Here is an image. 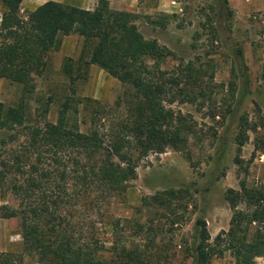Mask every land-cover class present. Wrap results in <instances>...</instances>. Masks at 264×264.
<instances>
[{
    "label": "trees",
    "instance_id": "trees-1",
    "mask_svg": "<svg viewBox=\"0 0 264 264\" xmlns=\"http://www.w3.org/2000/svg\"><path fill=\"white\" fill-rule=\"evenodd\" d=\"M22 3L0 0V78L31 93L32 76L43 73L47 55L61 47L62 37L77 34L83 39L81 56L66 58L62 67L71 84L86 79L89 67L97 66L127 91L115 106L87 100L83 110L89 115L83 120L67 101L57 121L43 125L27 124L25 98L9 107L0 101V134H8L0 146V217L19 220L24 251L41 262L162 264L154 228L138 223L137 233L149 244L131 247L119 244L112 223L113 246L107 247L98 225L101 216L109 217L103 209L127 192L139 163L150 153L174 149L190 156L194 127L174 105L197 97L193 63L164 71L162 63L173 52L144 36L138 14L114 13L108 0H99L93 10L48 1L26 18ZM237 140L240 147L247 141L241 133ZM257 148L264 152V137ZM243 194L252 210L239 209ZM183 199L170 189L146 199L145 206L166 208L176 216ZM227 200L234 210L231 225L213 243L205 218H196L188 246L191 264H211L226 252L235 264H257L264 258V184L253 191L231 189ZM22 263L21 256L0 252V264Z\"/></svg>",
    "mask_w": 264,
    "mask_h": 264
},
{
    "label": "rangeland",
    "instance_id": "rangeland-1",
    "mask_svg": "<svg viewBox=\"0 0 264 264\" xmlns=\"http://www.w3.org/2000/svg\"><path fill=\"white\" fill-rule=\"evenodd\" d=\"M45 1L26 0L21 6L22 16L26 18ZM227 2L140 0L139 9L129 11L138 14V25L147 39H156L173 52L162 63L164 71L193 63L198 86L193 96L197 97L174 108L187 116L194 132L189 138L190 156L174 149L150 153L139 163L137 178L129 182L127 192L103 209L109 217L101 216L98 228L107 247L113 246L112 223L120 245L149 244L136 231L139 223L157 232L162 264H191L188 246L193 243L196 218H205L213 243L231 225L234 210L227 200L229 190L242 191L244 187L253 191L264 184V152L257 148L264 137V5L256 7L257 0ZM166 3L171 9L159 8ZM110 10L127 11L116 6H110ZM1 12L0 4V28ZM61 40V47L47 55L43 73L33 74L31 93L25 92L23 85L0 78V101L9 107L25 98L29 125L56 122L67 101L80 111L78 119H87L89 114L83 110L87 100L115 106L127 91L125 85L97 66L89 67L86 79L71 84L62 67L66 58H80L83 39L72 34ZM82 123L86 130L88 121ZM239 133L247 139L241 147L237 143ZM7 138L6 132L0 134V146ZM170 189L184 196L176 216L166 208L145 206L146 199ZM248 202L243 194L239 209L252 210ZM3 203L0 198V205ZM0 252L21 256L22 264H49L24 251L16 218L0 217ZM211 264L235 262L226 252L213 257ZM257 264H264L262 258Z\"/></svg>",
    "mask_w": 264,
    "mask_h": 264
},
{
    "label": "crops",
    "instance_id": "crops-1",
    "mask_svg": "<svg viewBox=\"0 0 264 264\" xmlns=\"http://www.w3.org/2000/svg\"><path fill=\"white\" fill-rule=\"evenodd\" d=\"M48 1H54L58 3H62L69 6L79 7L86 10H93L96 6V3H98L99 0H47L44 3ZM111 7H118L120 10H127V11H137L139 9L140 0H108ZM26 3V0H23L22 5ZM44 3L40 4L43 5ZM261 4L264 5V0H257L255 3L256 7H259ZM21 5V6H22ZM166 9H165V8ZM160 9H163V11H168L167 8L171 9L170 4L166 3V5H160ZM264 261V258H262Z\"/></svg>",
    "mask_w": 264,
    "mask_h": 264
}]
</instances>
